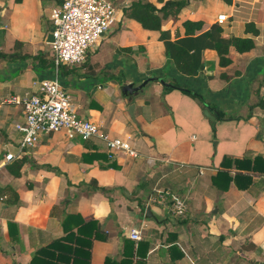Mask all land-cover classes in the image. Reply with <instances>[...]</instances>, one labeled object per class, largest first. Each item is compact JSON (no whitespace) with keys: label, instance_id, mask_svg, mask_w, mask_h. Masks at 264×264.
<instances>
[{"label":"crops","instance_id":"obj_1","mask_svg":"<svg viewBox=\"0 0 264 264\" xmlns=\"http://www.w3.org/2000/svg\"><path fill=\"white\" fill-rule=\"evenodd\" d=\"M62 1L0 0V264H264V0H180L158 31L127 16L138 0H109L110 30L84 62L55 70L46 37ZM177 50L194 75L176 69ZM54 78L80 118L135 155L54 132L5 162L24 121L6 100ZM157 190L182 199L184 215L169 197L154 203Z\"/></svg>","mask_w":264,"mask_h":264},{"label":"built area","instance_id":"obj_2","mask_svg":"<svg viewBox=\"0 0 264 264\" xmlns=\"http://www.w3.org/2000/svg\"><path fill=\"white\" fill-rule=\"evenodd\" d=\"M258 1L248 0L246 4L253 9ZM239 7L237 3L232 5L231 18H234ZM115 14V7L109 0H63L58 7L53 8L49 12L52 41L48 45L55 70L62 65H77L84 62L88 52L112 27ZM227 20L228 18L219 16L216 22L223 24ZM33 86L36 88L34 94L26 93L22 97L6 100L21 107L24 121L14 126L21 134L17 153H6L3 156L5 162L15 160L26 148L34 146L40 136L54 132L64 133L69 140L98 139L105 144L109 154L122 151L131 156L135 155L127 141L109 139L100 131L98 125L80 118L71 96L60 87L57 78L40 80L33 83ZM168 197L172 202L173 214L183 216L186 210L185 203L176 196L157 190L152 201L163 205ZM129 236L132 240L140 239L136 230H130Z\"/></svg>","mask_w":264,"mask_h":264},{"label":"trees","instance_id":"obj_3","mask_svg":"<svg viewBox=\"0 0 264 264\" xmlns=\"http://www.w3.org/2000/svg\"><path fill=\"white\" fill-rule=\"evenodd\" d=\"M225 2L229 3V0H224ZM157 2L161 5L157 7L152 3L148 2L147 0H138L137 2L133 3L130 7V11L127 13V16L137 23L145 30L150 31H158L161 27L162 20L172 16L175 17L179 11L184 6L185 2L180 0H157ZM194 25L196 28H199L198 23H185V26ZM232 44L235 45L238 51L249 50L250 49V42L245 40H232ZM240 44V45H239ZM242 46V47H240ZM220 51V50H219ZM222 53L220 52V55ZM174 64L176 69L184 74V75H194L195 70L192 68L190 63L189 55L183 50H177L174 55ZM221 64H226L223 59H221ZM175 88H180L178 84L173 83ZM172 86V88H173ZM171 87H164V90H169ZM182 93L189 96L191 99L195 100L196 103L200 106V108L204 109L205 105L202 100V97L198 94L192 93L188 90L180 89ZM236 163L237 161L234 160ZM87 225V224H86ZM90 246V244H89ZM55 246H52L54 249ZM73 255H75V251H72ZM75 262V260H73ZM66 264V263H65Z\"/></svg>","mask_w":264,"mask_h":264},{"label":"water","instance_id":"obj_4","mask_svg":"<svg viewBox=\"0 0 264 264\" xmlns=\"http://www.w3.org/2000/svg\"><path fill=\"white\" fill-rule=\"evenodd\" d=\"M51 41H52V36H51V33H49L47 35V37H46V43H50ZM153 80H154V78H148V79L144 80L142 83H140L137 86H133L132 83L125 84V85L122 86V92H123V94H136L138 91L142 90V88H144L150 81H153ZM157 80H158V82L160 84H162L164 86H169V87L171 86V85H168V84L164 83L162 81V79H157ZM128 112H129L130 115H132L131 114L132 106H130L128 108ZM203 115L206 118H209L210 120H214V117L210 114V112L207 109H205L203 111Z\"/></svg>","mask_w":264,"mask_h":264}]
</instances>
